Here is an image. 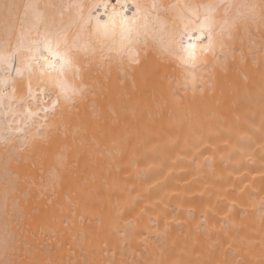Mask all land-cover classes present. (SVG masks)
Segmentation results:
<instances>
[{"label":"bare ground","instance_id":"obj_1","mask_svg":"<svg viewBox=\"0 0 264 264\" xmlns=\"http://www.w3.org/2000/svg\"><path fill=\"white\" fill-rule=\"evenodd\" d=\"M38 4L23 29L0 11V262L3 264H259L264 260V91L261 69L228 59L215 92L186 91L181 71L160 62L156 85L99 80L92 106L65 128L11 85L39 73L36 44L53 24L68 26L72 5L103 0H9ZM116 0H110L114 4ZM124 2V0H122ZM260 0H127L242 6ZM54 6V7H46ZM93 15L107 19L103 7ZM87 15V7L85 8ZM223 10H221V15ZM23 16V8L20 10ZM61 17L63 19H61ZM183 30L186 18L161 16ZM94 23V21H93ZM70 31H76L75 26ZM168 31H164V37ZM187 42V39H186ZM207 41H205L206 43ZM258 59H261L257 53ZM152 61L157 62L152 56ZM215 64L216 62L213 61ZM223 63V61H222ZM17 69L24 73L23 79ZM106 72L107 69H104ZM211 69L199 77H207ZM198 77V79H199ZM247 77V79H245ZM204 83V80H200ZM208 85L205 83V88ZM33 88L34 96L39 93ZM47 99L40 96V100ZM63 107V106H62ZM86 113V114H85ZM61 124L58 131H49ZM41 133L45 136L41 137ZM61 180L53 194L50 173Z\"/></svg>","mask_w":264,"mask_h":264},{"label":"snow or ice","instance_id":"obj_2","mask_svg":"<svg viewBox=\"0 0 264 264\" xmlns=\"http://www.w3.org/2000/svg\"><path fill=\"white\" fill-rule=\"evenodd\" d=\"M71 7L75 9V17L71 23L68 26L61 23L60 27L53 24L50 29L45 30L43 40L36 44L43 63L36 61L40 74L36 76L35 85L32 78L35 69L29 72L26 84L18 86L13 82L11 85L13 91L19 90L21 95L26 88L29 101L36 98L40 104L50 105L42 109L45 115L59 117L65 128L73 118L81 119V104L85 108L91 105L93 115L97 114L94 99L90 100L89 97L97 95L96 87L100 81L92 77L95 74L105 81L110 80L114 62L117 79L120 82L131 79L133 87L137 79L145 85L155 86L160 77V62H164L180 69L185 84L191 85L185 88L186 91H192L193 95L197 91L202 94L215 92L218 74L226 75L229 71V57L236 60L237 41L241 45L239 61H247L243 46L245 38L249 42L254 40L253 30L259 35L260 44L258 48L249 47L248 51L252 63L261 69V88L264 91V0H260L258 4L242 6L246 11L234 14V5L215 3H153L150 7L134 3L131 5L134 11L130 16L125 15L129 8L127 0H116L114 4L110 0H103L100 4H75ZM86 7L87 15L84 14ZM100 7L111 9L106 11V20L93 15L92 9ZM21 8L23 16L20 15ZM0 11L6 20H15L22 29L25 24L33 23V17L41 15L38 4L21 5L9 0H0ZM166 13L186 18L182 31L175 21L171 29L167 28L165 21L161 19ZM72 26H75L76 31H70ZM165 30L168 31L166 38ZM257 53L261 59H258ZM153 55L157 62L152 61ZM0 60L6 61V58L0 57ZM208 69L211 72L207 77H199L200 72ZM17 75L21 79L24 77L20 69H17ZM201 79L204 83L199 82ZM34 87L40 90L35 96ZM41 95L47 99L40 100ZM46 122L53 125L49 130L51 132L58 131L61 127L55 120ZM40 135L45 136L44 133ZM60 180L59 172L53 170L49 176L53 194ZM259 264H264V260Z\"/></svg>","mask_w":264,"mask_h":264}]
</instances>
